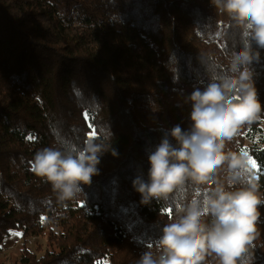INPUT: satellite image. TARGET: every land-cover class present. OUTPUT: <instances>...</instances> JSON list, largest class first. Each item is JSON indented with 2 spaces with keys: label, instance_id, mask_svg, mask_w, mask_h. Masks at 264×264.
<instances>
[{
  "label": "trees",
  "instance_id": "1",
  "mask_svg": "<svg viewBox=\"0 0 264 264\" xmlns=\"http://www.w3.org/2000/svg\"><path fill=\"white\" fill-rule=\"evenodd\" d=\"M249 40L212 0H0V246L21 233L13 264H139L146 252L158 260L162 229L179 208H203L217 185L244 186L225 164L211 183L187 179L167 199L143 203L133 181L148 182V157L162 140L178 147L175 126L191 130L194 90L250 83L264 107V48ZM263 122L264 113L243 125L224 151L247 150L262 169ZM90 133L101 145L98 173L61 199L32 170L34 157L79 150ZM255 176L264 200V175ZM258 211L256 238L237 264H264V205ZM36 237L44 247L32 250ZM201 264L219 257L209 250Z\"/></svg>",
  "mask_w": 264,
  "mask_h": 264
},
{
  "label": "clouds",
  "instance_id": "2",
  "mask_svg": "<svg viewBox=\"0 0 264 264\" xmlns=\"http://www.w3.org/2000/svg\"><path fill=\"white\" fill-rule=\"evenodd\" d=\"M216 10L226 14L248 33L249 44L264 48V0H212ZM247 58V54L235 56L232 70ZM192 110L190 131H182L177 125L171 136L178 147L167 139L161 141L148 157L149 180L133 181L142 202L150 199H167L168 194L179 188L187 179L197 184L211 183L212 177L225 164L233 182L242 187L226 191L217 185L212 195L206 196L203 208L195 201L187 208H179L178 219L164 225L159 239L162 255L157 260L151 252L142 255L139 264H201L207 251L219 257L220 264H237L256 238L260 213L264 205L257 193L258 177L251 176L255 169L248 153L225 152L230 142L245 124L251 125L264 113L254 86L241 83L237 89L230 79L211 82L201 91L190 95ZM101 145L87 140L76 151L44 148L32 163V170L46 178L61 199H73L82 192L80 185L91 183L98 173ZM116 155L115 150L112 151ZM209 215L211 224L202 223L201 217Z\"/></svg>",
  "mask_w": 264,
  "mask_h": 264
},
{
  "label": "rangeland",
  "instance_id": "3",
  "mask_svg": "<svg viewBox=\"0 0 264 264\" xmlns=\"http://www.w3.org/2000/svg\"><path fill=\"white\" fill-rule=\"evenodd\" d=\"M262 128H264V122L262 123ZM93 137L94 134L90 133L88 140H92ZM242 152L248 153L247 150H244ZM248 156L254 161V159L249 155V153ZM259 173L264 175V167L260 169L257 166V168L251 170V176H255ZM17 233H19V235H16ZM8 238H7L8 240L6 239L7 242L5 240L3 245L0 246V264H13V262H15L19 254V248L22 244L21 233L17 231H12L11 235ZM28 241L30 242V244L27 243V246L32 250L36 248V244L40 245L43 248L45 243L44 238H37V237L30 238Z\"/></svg>",
  "mask_w": 264,
  "mask_h": 264
},
{
  "label": "snow or ice",
  "instance_id": "4",
  "mask_svg": "<svg viewBox=\"0 0 264 264\" xmlns=\"http://www.w3.org/2000/svg\"><path fill=\"white\" fill-rule=\"evenodd\" d=\"M252 162L255 164V168H257V164L253 160H252ZM16 235H19V233H17Z\"/></svg>",
  "mask_w": 264,
  "mask_h": 264
},
{
  "label": "built area",
  "instance_id": "5",
  "mask_svg": "<svg viewBox=\"0 0 264 264\" xmlns=\"http://www.w3.org/2000/svg\"><path fill=\"white\" fill-rule=\"evenodd\" d=\"M28 243L30 244V242L28 241Z\"/></svg>",
  "mask_w": 264,
  "mask_h": 264
},
{
  "label": "crops",
  "instance_id": "6",
  "mask_svg": "<svg viewBox=\"0 0 264 264\" xmlns=\"http://www.w3.org/2000/svg\"><path fill=\"white\" fill-rule=\"evenodd\" d=\"M8 239H9V238H8ZM8 239H7V240H8ZM7 240H6V242H7Z\"/></svg>",
  "mask_w": 264,
  "mask_h": 264
}]
</instances>
